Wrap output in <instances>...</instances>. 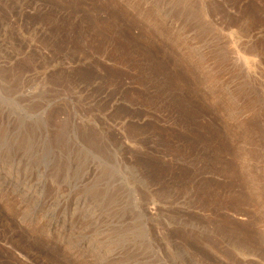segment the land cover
<instances>
[{
	"label": "rangeland",
	"instance_id": "rangeland-1",
	"mask_svg": "<svg viewBox=\"0 0 264 264\" xmlns=\"http://www.w3.org/2000/svg\"><path fill=\"white\" fill-rule=\"evenodd\" d=\"M235 164L264 176V0H0V176L38 187L0 264H264Z\"/></svg>",
	"mask_w": 264,
	"mask_h": 264
},
{
	"label": "bare ground",
	"instance_id": "bare-ground-1",
	"mask_svg": "<svg viewBox=\"0 0 264 264\" xmlns=\"http://www.w3.org/2000/svg\"><path fill=\"white\" fill-rule=\"evenodd\" d=\"M225 169L227 172H230V173L233 172V174L236 176V178L238 180V183H240L241 186L245 187L243 189H240L238 203L242 199L249 201V204H253L252 207L254 208L255 212L257 210L256 213L253 212L255 214H250V213L247 214V216L249 217L250 227H251V225L252 226L254 225L255 227H256V225L264 226V176L261 177L262 179L260 181V179L257 178L256 176H254V174L251 171L246 170L245 167L243 165H240V164L239 165L238 164L229 165ZM23 183H25V182H23ZM37 191H38V187L28 186V185L21 186V184L18 186V183L15 184V183L6 181L5 179H1V176H0V195L2 194L4 197L5 194H8V195L12 194V196H14L13 194H17L19 196L21 203H22V206L27 204L26 206L28 207V203H30L29 200L31 201V200H33V198L35 200L34 203H38V202H36L37 198L35 197V195H36L35 193ZM32 204L30 205V207L32 206V209H33L34 207ZM35 205H37V204H35ZM24 211L20 212V213H22L21 216L23 215L21 217V219L23 218V220H21L22 222L23 221L24 222L25 221H31V220L34 221V219L37 220L36 218H37V216H39L38 212H35V214L31 213L30 215H28V212H27L28 210L25 212ZM26 212H27V214H26ZM31 212H32V210H31ZM236 212H239L238 209H236ZM41 217H43V215H41ZM246 239H248L249 242L252 243L253 248H255L260 243V247L258 250H259V252H261V254H260L261 257L264 258V230L252 231L251 234ZM242 242H240V243H242ZM242 244H245V242ZM247 247H249V245ZM239 250H240V255L243 258L248 256V254L249 255L252 254L253 253L252 251H255L253 249H252V251L250 249H247L246 246H243Z\"/></svg>",
	"mask_w": 264,
	"mask_h": 264
}]
</instances>
